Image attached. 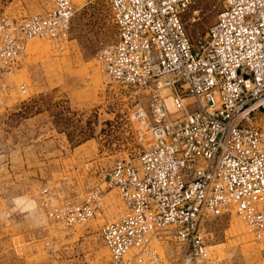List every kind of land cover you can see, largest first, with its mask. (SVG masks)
Here are the masks:
<instances>
[{
  "label": "built area",
  "instance_id": "2783aa9c",
  "mask_svg": "<svg viewBox=\"0 0 264 264\" xmlns=\"http://www.w3.org/2000/svg\"><path fill=\"white\" fill-rule=\"evenodd\" d=\"M49 1L44 13L0 16V106L14 90L29 40L55 48L67 42L72 1ZM107 1L117 38L101 46L97 60L108 80L138 94L129 116L143 149L106 173L104 183L117 190L122 210L100 227L109 258L99 264H161L164 239L181 246L182 264H205L203 222L231 211L248 235L261 238L264 0H223L196 45L182 21L195 0ZM17 92H26L23 83ZM49 195L48 218L72 228L94 216L103 190L91 189L81 201L57 190Z\"/></svg>",
  "mask_w": 264,
  "mask_h": 264
},
{
  "label": "rangeland",
  "instance_id": "374dc122",
  "mask_svg": "<svg viewBox=\"0 0 264 264\" xmlns=\"http://www.w3.org/2000/svg\"><path fill=\"white\" fill-rule=\"evenodd\" d=\"M71 1L67 42L55 48L29 40L17 61L14 90L0 106V264L108 259L100 227L120 213L122 203L116 189H107L105 176L115 161L135 160L143 149L134 133L138 123L129 116L138 94L108 80L97 60L101 46L117 38L109 3ZM51 7L49 0H0V16L17 19ZM222 8L223 0H195L182 15L193 45ZM21 83L25 93L17 92ZM96 179L103 196L86 223L65 228L48 218L43 201L49 202L51 190L81 201ZM202 230L210 253L205 264H264V234L253 239L233 211L205 218ZM159 250L161 264H182L178 243L164 239Z\"/></svg>",
  "mask_w": 264,
  "mask_h": 264
},
{
  "label": "crops",
  "instance_id": "0c3cea01",
  "mask_svg": "<svg viewBox=\"0 0 264 264\" xmlns=\"http://www.w3.org/2000/svg\"><path fill=\"white\" fill-rule=\"evenodd\" d=\"M92 173H93V171H91ZM100 183H99V181H98V179H96V182H95V186L96 187H99V186H97V185H99ZM94 186V185H93Z\"/></svg>",
  "mask_w": 264,
  "mask_h": 264
}]
</instances>
